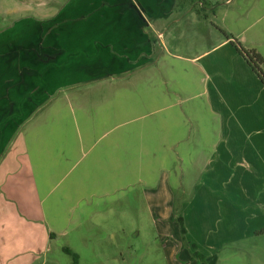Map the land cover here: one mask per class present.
<instances>
[{"label": "rangeland", "instance_id": "1", "mask_svg": "<svg viewBox=\"0 0 264 264\" xmlns=\"http://www.w3.org/2000/svg\"><path fill=\"white\" fill-rule=\"evenodd\" d=\"M181 2L145 64L42 106L4 60L0 264H264V86L237 52L264 58V0ZM36 6L0 0V26Z\"/></svg>", "mask_w": 264, "mask_h": 264}, {"label": "crops", "instance_id": "2", "mask_svg": "<svg viewBox=\"0 0 264 264\" xmlns=\"http://www.w3.org/2000/svg\"><path fill=\"white\" fill-rule=\"evenodd\" d=\"M177 1L33 0L37 8L0 26V66L11 61V75L25 77L18 106L44 105L53 96L48 84L60 90L145 64L157 43L163 47Z\"/></svg>", "mask_w": 264, "mask_h": 264}, {"label": "trees", "instance_id": "3", "mask_svg": "<svg viewBox=\"0 0 264 264\" xmlns=\"http://www.w3.org/2000/svg\"><path fill=\"white\" fill-rule=\"evenodd\" d=\"M184 1V0H182ZM191 1V0H190ZM199 4L201 5L200 8V13L202 14L203 9L209 5V0H197ZM177 6L182 7L184 5L181 0L177 1ZM200 14V15H201ZM203 17H207L204 15ZM153 45L155 44V41H152ZM237 52L244 58L246 63L253 69V71L257 74L259 77L261 83L264 85V58L262 57L261 54H259L256 50L254 49H245L243 47L238 48ZM178 223L180 225V230L181 232L186 235L187 231L184 226V221L182 217L177 218ZM66 253L69 254L72 259L73 263L72 264H78L79 262V256L75 253H73L71 250L65 249ZM193 258L200 260L202 262H205V257L199 254L198 252L193 253Z\"/></svg>", "mask_w": 264, "mask_h": 264}]
</instances>
